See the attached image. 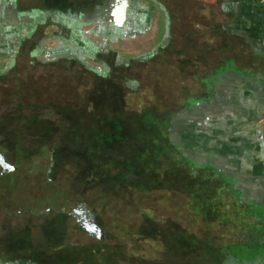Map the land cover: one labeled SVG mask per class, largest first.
I'll return each instance as SVG.
<instances>
[{"label": "rangeland", "instance_id": "1", "mask_svg": "<svg viewBox=\"0 0 264 264\" xmlns=\"http://www.w3.org/2000/svg\"><path fill=\"white\" fill-rule=\"evenodd\" d=\"M34 2L42 6L41 0ZM35 4L33 0H19L23 11ZM166 5L170 9L168 0ZM172 6L174 12L181 9ZM182 12L189 24H171L168 43L162 50L154 49L145 55H136L121 44L115 45L113 51L97 34L93 35L96 43L91 46L93 52L87 54L74 44L69 32L52 24H45L29 38L28 24L18 30L11 29V18L0 13V154H6L8 162L17 167L6 174L0 168V254L5 258L37 260L43 264L212 262L211 258H204L205 251L209 245L217 248L218 241L223 240L221 237L229 233L209 227L199 214L193 216L189 205L191 193L186 192H192L191 183L201 179L192 181L190 170L180 162L174 145L193 148L196 141H188L192 137L184 127L175 131L174 125L179 126V118L186 115L176 114L184 95L199 99L205 92L194 76L209 73L208 59L234 56L239 65L248 66L255 60L238 38L222 33L221 24H192L191 18L198 19L200 14ZM4 15L10 17L9 13ZM209 16L214 22L222 20L216 7ZM66 47L72 49H63ZM100 50L115 52L117 64L125 67L127 60L154 57L124 73L128 81V106L134 112H151L163 121L171 115L175 120L170 129L154 125L147 128L143 124L145 119L136 121L133 114L127 115L122 121V133L111 137L109 145L106 141L110 139V118L91 111L88 89L82 97L72 95L66 103L62 94L60 103L27 104L20 100L19 92H30L32 80L37 82L50 75L48 70L53 68L50 64L56 63L54 67L68 78V83L78 84L82 75L80 65L63 62V58H75L88 67L108 72L106 64L92 57L96 55L104 61L106 54L94 53ZM138 88L144 90L132 94ZM209 116L211 120L213 115ZM201 136L207 144V136L202 133ZM129 161L140 162L136 171H140L141 178H147L146 185L117 179L131 170ZM185 162L194 173L202 167L197 160L185 159ZM17 175L40 176L58 187L68 185L79 200L70 198L69 204L60 209L34 204L16 208L9 197ZM201 176L206 179L205 173ZM83 202L96 213L106 234L105 241L92 238L72 216ZM136 203L142 209H133L130 218L127 209ZM245 230L254 232L261 228L246 226ZM229 239L232 242L234 237ZM87 245L91 248L85 249ZM224 251L235 255L242 264H254L257 254L264 255V247L251 244L229 245Z\"/></svg>", "mask_w": 264, "mask_h": 264}, {"label": "crops", "instance_id": "2", "mask_svg": "<svg viewBox=\"0 0 264 264\" xmlns=\"http://www.w3.org/2000/svg\"><path fill=\"white\" fill-rule=\"evenodd\" d=\"M166 1L41 0L42 6L35 4L23 11L16 0L13 4L15 19L9 24H16L11 27L14 30L28 24L29 38L45 24L69 33L77 32L90 44L95 43L93 35L97 34L103 43L111 45V50L121 44L136 55H145L154 49L162 50L168 43L170 25L189 24L188 17L183 18L181 13L193 11L200 15L198 19L191 18L192 24H221L222 33L233 35L251 50L253 65L231 68V72L221 78L214 101L197 107L181 125L187 132L193 125L192 129L207 136L206 142L217 149L209 157L218 165L216 171H207L209 175L224 174L229 180L219 178L222 181H219V189L198 199L192 192H186L191 193L190 206L201 213L209 227L229 233L221 237L224 241H218L217 248L209 245L211 249L205 251L204 258H211L209 264H242L235 255L226 253L224 247L240 244L264 247V98L258 96L259 92H264V88L258 86V76L264 71L261 67L264 66V5L260 0H168L171 7H181L174 12L171 7L167 10ZM123 3H126L125 10L120 8ZM215 7L221 21L214 22L209 16ZM7 10L0 6L3 16L9 13ZM173 13L176 15L172 16ZM209 115H213L211 120ZM199 145L194 144L193 152L204 153L203 147L197 148ZM233 188L240 195L234 193ZM246 226L261 230L246 231ZM230 236L234 237L232 242ZM254 262L264 264V255L257 254ZM0 264L43 263L5 258L0 254Z\"/></svg>", "mask_w": 264, "mask_h": 264}, {"label": "trees", "instance_id": "3", "mask_svg": "<svg viewBox=\"0 0 264 264\" xmlns=\"http://www.w3.org/2000/svg\"><path fill=\"white\" fill-rule=\"evenodd\" d=\"M22 47V46H21ZM24 47V45H23ZM250 50V49H249ZM251 51V50H250ZM109 53V54H108ZM99 54H106V59L104 61L100 60L98 56H93V59L96 61H100L107 65L108 72L105 73L101 72L100 70L92 67H88L83 63L82 61L75 59V58H63L61 61L68 62L70 64L78 63L82 69V75L78 79V84H71L67 82V77L63 74H59V70H56V63L50 64L49 66L53 67L51 70H48L50 72V75H47L45 77L40 78L38 82V85H36L37 82H30L32 85H29L31 87L30 92H19L20 100L27 103V104H49V103H60V95L62 94L63 97L62 100L65 102H68L70 97L74 95V98L82 97V93H84L88 89V99L91 104L92 112H97L99 114H106L109 120V137L110 139L106 142L110 143L111 137L113 136L117 137L119 136L121 132L122 121L124 118L128 115L133 114L135 117V120L137 121V118L145 119L143 124L146 125L147 128L151 126H156L158 128H171L173 121L170 116H165L163 119H158L154 116L153 113L144 111V112H134L131 109H129L128 106V87L126 85L127 77L124 76V73L132 71V66H143L147 62H150L154 59V57L150 56L144 59H132L131 63L125 67V66H119L117 64V56L115 52L108 51V50H100ZM161 55V53H160ZM30 56L36 60L34 57V53H31ZM208 71L206 75L202 76H194L198 82L203 85L205 92L202 93V97L197 99L191 95H184L182 97V103L181 107L179 108L180 111L176 114L177 116L180 114L185 113V117L179 118L181 120V123L179 126L175 124L174 129L175 131L178 130L183 122L186 121L187 116H192L193 111L197 109V107L207 104L208 101L213 102L214 98L216 97V90L220 82L222 81V77L230 71L231 68H236L239 65V61L234 56H229L227 58L222 57H213L211 59H208ZM43 66V63H41ZM212 65V66H211ZM247 65V64H245ZM243 66V65H242ZM264 67V66H261ZM264 69V68H263ZM231 72V71H230ZM121 73V74H120ZM258 86L259 88H264V71L259 74L258 76ZM66 79V80H65ZM248 79V78H247ZM88 80V81H86ZM134 82H138V80H134ZM254 86V84H253ZM256 88V87H255ZM84 89V90H82ZM144 89L138 88L136 91L132 90V94H138L141 93ZM203 94L205 96H203ZM260 94V92H259ZM41 96V99L39 98ZM260 96V95H258ZM17 98V97H16ZM264 98V97H263ZM65 102V103H66ZM141 116V117H140ZM157 118V119H156ZM177 118V117H176ZM168 126V127H167ZM193 126V125H192ZM192 126L190 125L188 131L186 132L191 135V139L189 138V142L196 141L194 144H200L197 148L203 147L202 152L204 153H195L193 152L194 147L191 148V146L186 145H174L176 152L179 154V160L182 164L186 165L190 170V177L193 179L192 181H195L196 179L200 180L201 182H192L191 188L192 192L194 191L195 197L200 198L201 195L207 194L208 192H214L217 189H219V181L222 182L219 178L224 179L225 181L229 182L227 180L226 176L224 174L218 175V172H214V174L209 175L207 169H211L216 171L215 169L218 167L214 159H210L209 155L217 152L216 147L213 146V144H210L207 142V144L204 145L203 140L201 138V132L198 130L192 129ZM185 133V134H187ZM201 139V140H200ZM202 141V142H201ZM1 147V146H0ZM196 148V147H195ZM185 159H191V160H197L202 164L201 169L196 170V173L194 169L190 167L188 163L185 162ZM24 163V162H23ZM130 164H132L131 170L122 173V176H117L118 180L121 178H125L126 180L129 179L128 182L132 181L135 184H138L139 186L146 185L145 183L148 182L147 178H141V174H139L140 171L138 170V164H133L129 161ZM131 171V172H130ZM202 173V174H201ZM206 174V179H203L201 175ZM131 182V183H132ZM24 184V185H23ZM221 187V185H220ZM40 188V190H39ZM38 190V192H37ZM233 190H235L233 188ZM144 193L151 194L154 193V191H144ZM12 194V195H11ZM40 194V195H38ZM197 195V196H196ZM14 196V197H12ZM11 203L16 207L20 208L25 205L34 206L42 208L43 206H53L57 209H60L62 206L69 204L68 200L70 198L79 200V197L74 194L69 188L68 185L65 186H56L52 184L51 182H48L47 180L41 178L40 176H34V177H26L22 175H17L15 179L13 180V184L10 188V197ZM34 200V201H32ZM32 201V202H30ZM200 203V202H199ZM34 204V205H33ZM137 205V206H136ZM133 204L131 208L127 209L128 217L132 218V211L133 209L137 210L139 207V210H141V206H139V203ZM190 205V203H189ZM136 206V207H134ZM191 207V206H190ZM192 209V208H191ZM194 213V218H196V215H201V213L197 212L195 209H192ZM124 213V212H123ZM145 213V212H144ZM202 216V215H201ZM67 243V242H66ZM65 243V245H66ZM64 245V244H63ZM72 246V245H71ZM65 247V246H63ZM75 247H81L75 245ZM85 249L88 247L91 248V245L84 246ZM90 251V250H89ZM88 251V253H90ZM92 252V251H91ZM37 261V260H36ZM97 263V262H96Z\"/></svg>", "mask_w": 264, "mask_h": 264}, {"label": "water", "instance_id": "4", "mask_svg": "<svg viewBox=\"0 0 264 264\" xmlns=\"http://www.w3.org/2000/svg\"><path fill=\"white\" fill-rule=\"evenodd\" d=\"M126 3H123L120 8L125 10ZM118 8V9H120ZM0 157L5 159L3 165L10 166V171H16L17 167L11 165L7 161L6 154H1ZM8 169L9 168H5ZM72 216L77 220L78 224L86 231L92 238L98 241H105L106 234L100 226L99 220L95 212L89 209L87 203L83 202L72 212ZM95 229V230H93Z\"/></svg>", "mask_w": 264, "mask_h": 264}, {"label": "flooded vegetation", "instance_id": "5", "mask_svg": "<svg viewBox=\"0 0 264 264\" xmlns=\"http://www.w3.org/2000/svg\"><path fill=\"white\" fill-rule=\"evenodd\" d=\"M3 0H1L0 1V6L2 5V6H4V8L7 10V11H9V14H10V17H7V15H5V17L6 18H11V20H14L15 19V15L16 14H14L13 13V11H14V2L16 1V0H4L3 2H2ZM6 14H8V12L6 13ZM16 24H14L13 26L14 27H16L15 26ZM21 25V24H20ZM12 26V27H13ZM16 30H18V28L16 29ZM77 33V32H76ZM75 32H70V37H71V39L72 40H74V42H76V43H79L78 44V47H80L82 50H83V52L85 51L87 54L89 53V54H92V44H90L89 42H88V40H86V39H83V38H81V37H79L80 35H79V33H77L76 34ZM79 41H81V42H79ZM94 53H96V54H98L99 52H97V51H94ZM94 56H96V55H94ZM127 63L128 64H126V66H128L131 62H129V60H127ZM258 95H260V96H262V97H264V92L263 93H260V94H258ZM1 155V154H0ZM7 157V156H6ZM1 158V157H0ZM4 160L5 159H2V161L4 162ZM8 161V160H7ZM9 163V162H8ZM10 164V163H9ZM12 165V164H11ZM0 168H2L3 169V171L4 172H2L3 174H6V173H8V172H11L10 170H8V169H5V166L2 164V163H0ZM78 207V206H77Z\"/></svg>", "mask_w": 264, "mask_h": 264}, {"label": "clouds", "instance_id": "6", "mask_svg": "<svg viewBox=\"0 0 264 264\" xmlns=\"http://www.w3.org/2000/svg\"><path fill=\"white\" fill-rule=\"evenodd\" d=\"M0 160H2V158H0ZM4 166H5V165H4ZM5 168H9V170H11V169H10V166H8V165L5 166Z\"/></svg>", "mask_w": 264, "mask_h": 264}, {"label": "built area", "instance_id": "7", "mask_svg": "<svg viewBox=\"0 0 264 264\" xmlns=\"http://www.w3.org/2000/svg\"><path fill=\"white\" fill-rule=\"evenodd\" d=\"M260 2L264 5V0H260Z\"/></svg>", "mask_w": 264, "mask_h": 264}, {"label": "snow or ice", "instance_id": "8", "mask_svg": "<svg viewBox=\"0 0 264 264\" xmlns=\"http://www.w3.org/2000/svg\"><path fill=\"white\" fill-rule=\"evenodd\" d=\"M0 163H3V161H2V160H0ZM5 166H7V165H5ZM93 230H95V229H93Z\"/></svg>", "mask_w": 264, "mask_h": 264}]
</instances>
